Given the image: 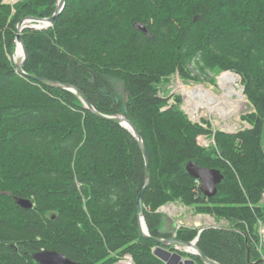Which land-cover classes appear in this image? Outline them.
<instances>
[{
  "label": "trees",
  "instance_id": "1",
  "mask_svg": "<svg viewBox=\"0 0 264 264\" xmlns=\"http://www.w3.org/2000/svg\"><path fill=\"white\" fill-rule=\"evenodd\" d=\"M57 3L0 0V264H40L31 255L44 249L79 264H115L127 254L135 264H166L153 253L154 241L140 235L137 197L146 166L135 136L87 109L74 91L29 75L79 87L105 114L127 107L149 156L143 200L153 236H173L158 209L179 202L226 220L200 235L208 257L264 264L257 249L264 222V0H66L52 25L22 30L28 58L20 73L12 58L17 23L50 17ZM229 70L241 76L253 105L242 115L249 126L214 132L208 120L190 118L180 94L170 102L165 86L176 72L199 80ZM200 135L214 136L215 144H199ZM189 161L221 170L213 197L189 174ZM19 198L34 206L22 207ZM198 233L190 227L176 237Z\"/></svg>",
  "mask_w": 264,
  "mask_h": 264
},
{
  "label": "water",
  "instance_id": "2",
  "mask_svg": "<svg viewBox=\"0 0 264 264\" xmlns=\"http://www.w3.org/2000/svg\"><path fill=\"white\" fill-rule=\"evenodd\" d=\"M66 0H58L57 7L55 13L50 17H36L33 15H28L21 19L16 27V43L17 49L22 47V58L20 61L14 60V65L20 73L26 74L24 70V66L26 64L28 58V51L25 46L23 37H22V30L26 27L34 28V29H41L44 27H48L52 25L57 17L62 13L65 7ZM140 28L146 30L144 25H140ZM239 75V74H238ZM33 79H36L42 83L57 86L61 88H65L77 93V95L82 99L84 102V106L93 111L99 117L117 122L121 124L123 127L127 128L131 133L135 136L137 141L139 142L144 158H145V166H146V181L145 185L142 190L139 192L137 197V205H138V219H139V227H140V235L144 238H148L155 243V248L153 253L163 260L166 264H199L198 262H202L204 264H220L217 260H214L208 257L202 249L198 246V240L200 238L201 233L204 229L208 227L214 226L211 225H204L203 222L199 219L193 221L192 225L187 223L184 220H177L173 221L172 228L165 229V232L173 234V236H153L148 228L146 223L145 214H144V193L150 183L151 180V169H150V161L149 156L147 153L146 145L144 142L143 137L141 136L139 129L133 123V121L127 115V107L125 113H118V114H105L99 111L88 99V97L83 93V91L72 84L63 83L59 81H55L45 77H39L36 75H29ZM241 77V76H240ZM95 85L99 89L98 83L95 79ZM112 97H115L113 94H110ZM116 102H119V99L116 97ZM249 126V125H248ZM227 132L235 133L239 130L228 131ZM187 170L191 176L196 178L200 183V189L207 197H213L218 191V184L224 178L223 173L221 170L217 168H209L205 166H200L194 161H189L187 164ZM18 203L24 208H31L34 206V203L29 198H19ZM158 211L163 212V207H160ZM143 220L145 221V227L143 225ZM190 227H195L199 229L198 235L193 240H184L176 237L177 230L179 229H187ZM32 258L36 260L40 264H79L78 262L71 260L65 254L55 251V250H48L44 249L33 253Z\"/></svg>",
  "mask_w": 264,
  "mask_h": 264
},
{
  "label": "rangeland",
  "instance_id": "3",
  "mask_svg": "<svg viewBox=\"0 0 264 264\" xmlns=\"http://www.w3.org/2000/svg\"><path fill=\"white\" fill-rule=\"evenodd\" d=\"M9 3L13 4L18 0H7ZM13 61L17 60L20 61L22 56L21 54H18V50L17 52L15 51V54L12 56ZM192 69V68H191ZM193 74H198V70H192ZM221 72L218 74H213V73H208L207 75L203 76L202 78H200L199 80H195L192 78H186L183 79L180 74L178 72H176L174 75H172L171 80L168 84H166V88L170 89V102H174V98L173 95L175 94H180L182 96V108L186 111V113H188V115L190 116L191 119H193L194 121H201L202 119H206L209 121L210 126L212 127V129H221V130H228V131H234V130H240L241 128H245L249 125V123H247L246 121H244L242 119V115L252 111L253 105L250 102L249 98L247 97V95L244 93L245 98H243L246 102V105L244 107V109L240 110L238 113H233L230 115H227L225 118L222 115H218L216 113H212L206 109H201L198 112H192L191 109H189L188 107V101L186 100L185 97V93L183 92L184 90L182 89L183 86L188 87V88H195L196 86L202 85L204 86L206 89H208V91L214 95H219L222 96L225 93V89L222 87L221 82H220V76L225 73ZM231 72L233 74H235L233 71H228ZM236 75V74H235ZM236 77H238L236 75ZM241 80H239L238 77V81H237V88L240 90H244L243 85L241 83ZM233 98H236V95L233 96ZM263 146H264V135H263ZM264 202V201H263ZM177 206L181 207L178 208ZM163 212L165 214H169L171 213L173 216L174 214H179L182 213L180 218H182V220L186 221L187 223L189 222L190 225H192V217L196 216L198 214H195L193 212V210L188 206L186 207L184 204L180 203V204H166L165 206H163ZM210 215V214H209ZM210 217L207 218V216L205 217V222H203L204 225H226L227 222L226 220L223 221H218L216 220V218L212 215H210ZM201 217H203L201 215ZM213 217V218H212ZM168 226V221L167 219L164 222V229H167Z\"/></svg>",
  "mask_w": 264,
  "mask_h": 264
},
{
  "label": "bare ground",
  "instance_id": "4",
  "mask_svg": "<svg viewBox=\"0 0 264 264\" xmlns=\"http://www.w3.org/2000/svg\"><path fill=\"white\" fill-rule=\"evenodd\" d=\"M18 54L22 56V47L18 48ZM222 87L225 93L222 96H217L208 91L204 86L199 85L195 88L183 86L188 107L192 112H198L201 109H206L212 113L222 115L224 118L227 115L238 113L244 109L246 102L243 90L237 88L238 77L231 72H225L220 77ZM236 95V98L233 96ZM145 227V221L143 220Z\"/></svg>",
  "mask_w": 264,
  "mask_h": 264
},
{
  "label": "built area",
  "instance_id": "5",
  "mask_svg": "<svg viewBox=\"0 0 264 264\" xmlns=\"http://www.w3.org/2000/svg\"><path fill=\"white\" fill-rule=\"evenodd\" d=\"M235 74H237V73H235ZM240 79H241V77H240ZM213 130L215 132L218 129L215 128ZM198 142H199V144H201L203 146H210V144H215V138H214V136L209 137L207 135H200L198 137ZM263 201H264V194H263ZM259 236H260V241L257 245V249L261 255L262 260L264 261V222H262L261 220H259ZM115 264H135V262H134L133 257L131 255L127 254L123 258L119 259Z\"/></svg>",
  "mask_w": 264,
  "mask_h": 264
},
{
  "label": "crops",
  "instance_id": "6",
  "mask_svg": "<svg viewBox=\"0 0 264 264\" xmlns=\"http://www.w3.org/2000/svg\"><path fill=\"white\" fill-rule=\"evenodd\" d=\"M180 204L179 202H170V204ZM178 208H181V207H179V206H177ZM187 207V206H186ZM189 208V207H188ZM172 213V212H171ZM171 213H169L168 215L166 214V219H167V221H168V226H167V229H170V228H172V223H173V221L175 220V221H177V220H181L182 218H180V216H181V214L182 213H179V214H174V216L171 214ZM201 215L203 216V217H201ZM204 216H207V218L208 217H210L211 218V216L209 215V214H198V215H196V216H193L192 217V221H196V220H201V221H203V222H205V217ZM213 218V217H212ZM165 219V220H166ZM209 219V218H208Z\"/></svg>",
  "mask_w": 264,
  "mask_h": 264
}]
</instances>
